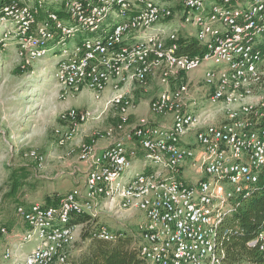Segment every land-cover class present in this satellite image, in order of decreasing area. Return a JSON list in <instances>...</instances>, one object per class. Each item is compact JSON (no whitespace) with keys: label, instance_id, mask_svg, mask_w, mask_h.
<instances>
[{"label":"built area","instance_id":"2783aa9c","mask_svg":"<svg viewBox=\"0 0 264 264\" xmlns=\"http://www.w3.org/2000/svg\"><path fill=\"white\" fill-rule=\"evenodd\" d=\"M173 22L178 28H167ZM3 23L18 31L24 64L83 36L59 52V99L87 90L99 103L110 92L100 107L59 114V146L83 124L116 121L69 149L84 177L56 205L16 206L23 228H0V264H69L84 225L74 219L90 222L106 205L139 212L131 236L146 264H223L222 223L264 185V0H12L0 8ZM188 26L194 33L183 37ZM186 36L201 53H179ZM152 79L149 116L134 118L132 91ZM139 154L145 171L124 180ZM121 235L105 225L95 233L104 241ZM249 245L264 254V230Z\"/></svg>","mask_w":264,"mask_h":264},{"label":"rangeland","instance_id":"374dc122","mask_svg":"<svg viewBox=\"0 0 264 264\" xmlns=\"http://www.w3.org/2000/svg\"><path fill=\"white\" fill-rule=\"evenodd\" d=\"M27 4L32 6L31 1ZM177 25L178 22L167 23V28H178ZM187 28L192 34L194 33V29L189 26ZM11 31L14 33L9 34ZM178 34L181 35L180 32ZM82 37L79 35L71 37L63 46L55 45L54 50L47 53L41 60L24 64V57L18 53L20 47L18 31H15V28L10 27L8 23L0 24V228L5 227L8 234L19 231L15 229L20 226V220L15 216V208L18 204H27L31 201L44 204L63 195L57 194L56 183L63 181L64 174L58 176L57 180H49L50 183H47V178L53 175L52 171L50 173L44 171L47 159L45 160L44 157V160L39 164L26 154L36 151L44 156L43 147H39L43 146L41 144L43 139L54 140L58 147H62L57 144L54 130L60 127L57 113L62 110L63 106L58 111L54 106L56 103L63 105L62 102L76 96L68 97L65 100L57 97L55 105L53 104L52 92L58 90L59 93V86L54 78L55 63L59 59L61 49L71 48ZM213 66L211 62V64L201 67L198 72L200 74L201 71ZM80 100L82 105L89 106L88 108H92L91 106L95 103L91 93L87 90L81 92ZM16 111L21 114L16 122H10L9 116ZM23 130L24 134H20ZM21 168L27 170L30 176L21 181L22 186L17 192L11 194L12 183L19 175L18 172ZM144 171L143 163L134 161L132 167L124 174L123 179L127 180ZM53 173L55 172L53 171ZM14 174H16L15 177ZM114 208L111 205L104 206L103 211L96 218V223L105 225L112 232H121L118 230L120 228L118 221H121L118 218L120 214H117ZM139 217L138 212L137 216L133 218V222H136ZM87 226L85 223L80 229V234L74 245V258L89 248L90 241L83 240L81 237ZM131 226L128 225L126 229H131ZM3 238L0 233V251ZM35 246L36 243L32 240L23 245L22 252L25 254Z\"/></svg>","mask_w":264,"mask_h":264},{"label":"trees","instance_id":"16d2710c","mask_svg":"<svg viewBox=\"0 0 264 264\" xmlns=\"http://www.w3.org/2000/svg\"><path fill=\"white\" fill-rule=\"evenodd\" d=\"M12 0H0V8ZM41 19V18H38ZM181 44L180 54L194 55L201 53L198 45L190 40ZM11 186L14 194L22 186L21 181L26 180L30 174L21 168ZM59 198L46 205H56ZM21 204V203H20ZM76 223H86L88 226L82 232V239L89 240L88 250L72 258L69 264H146L137 253L131 235H121L114 241L98 239L95 233L100 225L96 219L89 222V217L79 216L74 219ZM264 230V185L251 197L240 202L234 212L222 223L217 235V246L223 251V264H264V254L258 245L250 246L249 242L256 239Z\"/></svg>","mask_w":264,"mask_h":264},{"label":"crops","instance_id":"0c3cea01","mask_svg":"<svg viewBox=\"0 0 264 264\" xmlns=\"http://www.w3.org/2000/svg\"><path fill=\"white\" fill-rule=\"evenodd\" d=\"M181 33L183 37L186 34L187 35L190 34L188 30H183ZM185 39L186 41L192 40L191 38H189V36H186ZM194 75H199V72L198 71L195 72ZM156 91H157V83L153 79L149 80L147 86L145 87H140V86L134 87L132 94L134 97V101H136L135 103L137 104L133 112L134 118L141 117V116H149L148 103H149V100L156 94ZM58 94H59L58 90H56L55 92H52L51 100L54 105H55L54 102L57 99ZM80 94H78L75 98L65 100L64 102H62L63 105H61V103H56V105L54 106L56 111H58L62 106H63L61 108L62 110L67 109V108H88L89 106L86 107L82 105L81 100H80ZM109 94L110 92L109 90H107L103 94V99L99 103H94V105L91 107L102 106L104 101L108 99ZM75 105H78V106H75ZM62 110H59V112L57 113V116ZM20 114L21 113H19L18 111L12 112L11 116H9V121L16 122ZM115 121L116 119L113 118V115H109L101 123L89 122V123L83 124L79 127L77 133L75 134L71 142L63 147H58L56 143L54 142V140H50V141L49 140L46 141L44 139L42 140L41 144H43V146L41 145L39 147L41 148L43 147L45 151V154H44L45 160L47 159L44 171L48 173L52 171L51 174H53L52 176L47 178L48 181L46 182L50 183L49 180H57L58 176L64 174L63 181L56 183L57 194L59 193L58 195L65 194L66 192L71 190L76 185V183L80 182L84 177L85 166L77 159L76 153L71 154L70 156L67 155L69 149H72V148L76 149L77 146L82 141L88 140V137L90 136L92 131L95 130L96 128H104L105 126L109 124L115 123ZM23 129H24V125H23ZM20 134H24V130L21 131ZM39 141H36V142L39 143ZM98 145L101 147H104L106 145V141L99 140ZM136 161H140L142 163L141 154H139L135 162ZM53 171L55 173H53ZM137 213L138 212L135 210L123 211L120 213V216L118 218H120L121 221H118V226L120 227L118 230L121 231L120 232L121 234L131 235V233L134 231L136 227V224L138 223L140 219L139 217V219H137L136 222H133V218L137 216ZM106 220L109 221L110 219H106ZM128 225H132L131 229H126ZM22 228H23V224L20 222L19 228L16 227L15 229L20 231ZM2 263L7 264L6 262H2Z\"/></svg>","mask_w":264,"mask_h":264}]
</instances>
